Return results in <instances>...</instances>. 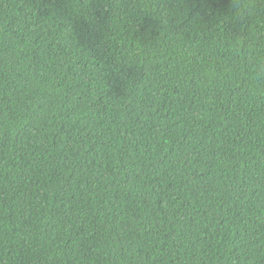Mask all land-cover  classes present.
<instances>
[{"label":"trees","instance_id":"obj_1","mask_svg":"<svg viewBox=\"0 0 264 264\" xmlns=\"http://www.w3.org/2000/svg\"><path fill=\"white\" fill-rule=\"evenodd\" d=\"M0 264H264V0H0Z\"/></svg>","mask_w":264,"mask_h":264}]
</instances>
